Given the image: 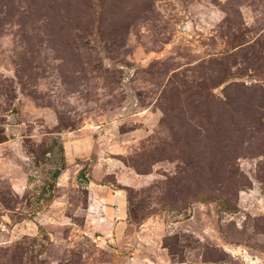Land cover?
I'll return each mask as SVG.
<instances>
[{
	"label": "rangeland",
	"instance_id": "374dc122",
	"mask_svg": "<svg viewBox=\"0 0 264 264\" xmlns=\"http://www.w3.org/2000/svg\"><path fill=\"white\" fill-rule=\"evenodd\" d=\"M0 264H264V0H0Z\"/></svg>",
	"mask_w": 264,
	"mask_h": 264
},
{
	"label": "trees",
	"instance_id": "16d2710c",
	"mask_svg": "<svg viewBox=\"0 0 264 264\" xmlns=\"http://www.w3.org/2000/svg\"><path fill=\"white\" fill-rule=\"evenodd\" d=\"M64 146L60 144L59 146V152L60 155L57 157V165L52 171L51 174V180L48 182V188L51 191H54L57 185V179L60 177L62 172L67 168V162H66V157H65V152H64ZM85 172L83 170L80 171L79 177L83 180H86Z\"/></svg>",
	"mask_w": 264,
	"mask_h": 264
}]
</instances>
